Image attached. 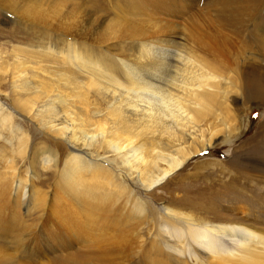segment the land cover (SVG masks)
Returning <instances> with one entry per match:
<instances>
[{
  "label": "rangeland",
  "instance_id": "rangeland-1",
  "mask_svg": "<svg viewBox=\"0 0 264 264\" xmlns=\"http://www.w3.org/2000/svg\"><path fill=\"white\" fill-rule=\"evenodd\" d=\"M0 1L31 6L46 20L27 25L0 9V106L7 111H0V264H215L213 254L191 260L163 249L158 242L164 207L199 226L241 227L264 236V0H130L133 6L141 3L142 16L131 12L129 0ZM117 18L138 20L135 26L150 19L173 22L179 26V42L194 38L213 47L231 69L228 76L235 85L226 106L236 127L228 141H217L154 192L129 186L143 203L140 209L130 200L137 208L121 203L105 213L66 199L53 169L39 163L43 147L59 156L64 148L41 135L33 113L24 115L15 107V99L29 97L18 88L14 68L17 55L43 50L40 41L54 43L63 32L117 49L134 32ZM30 189L33 198L27 203L24 193ZM258 263L264 264L259 257L224 264Z\"/></svg>",
  "mask_w": 264,
  "mask_h": 264
},
{
  "label": "bare ground",
  "instance_id": "bare-ground-1",
  "mask_svg": "<svg viewBox=\"0 0 264 264\" xmlns=\"http://www.w3.org/2000/svg\"><path fill=\"white\" fill-rule=\"evenodd\" d=\"M5 2L0 9L16 16L17 22L46 21L38 9ZM128 5L132 13L144 14L141 3ZM129 20L117 18L134 30L117 49L63 32L54 43L40 41L43 50L17 55L20 62L14 68L21 94L29 97L23 101L32 105L15 99V107L24 115L33 113L41 135L64 148L59 156L43 147L39 163L53 169L60 194L95 212L106 213L121 203L130 206V200L140 209L143 203L129 186L154 192L217 141H228L236 127L226 106L235 85L228 76L231 69L213 47L194 38L179 42V26L173 22L156 24L148 18L135 26L139 21ZM0 111L7 112L1 106ZM32 198V190L25 191L26 202ZM163 210L158 243L174 258L203 260L213 254L215 264L252 263L258 257L264 262V236L241 227L199 226ZM231 249L239 254L231 255Z\"/></svg>",
  "mask_w": 264,
  "mask_h": 264
}]
</instances>
